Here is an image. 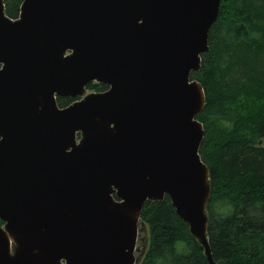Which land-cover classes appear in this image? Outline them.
<instances>
[{
	"label": "water",
	"instance_id": "1",
	"mask_svg": "<svg viewBox=\"0 0 264 264\" xmlns=\"http://www.w3.org/2000/svg\"><path fill=\"white\" fill-rule=\"evenodd\" d=\"M220 1L23 0L11 19L0 0V264H136L165 196L216 264L191 74Z\"/></svg>",
	"mask_w": 264,
	"mask_h": 264
},
{
	"label": "trees",
	"instance_id": "2",
	"mask_svg": "<svg viewBox=\"0 0 264 264\" xmlns=\"http://www.w3.org/2000/svg\"><path fill=\"white\" fill-rule=\"evenodd\" d=\"M15 19L23 0H2ZM205 94L197 120L199 155L209 170L208 240L216 264H264V0H221L208 51L191 74ZM86 90L107 86L90 83ZM64 108L73 102L57 98ZM148 232L139 264H208L167 196L147 201ZM3 223L0 221V226Z\"/></svg>",
	"mask_w": 264,
	"mask_h": 264
},
{
	"label": "rangeland",
	"instance_id": "3",
	"mask_svg": "<svg viewBox=\"0 0 264 264\" xmlns=\"http://www.w3.org/2000/svg\"><path fill=\"white\" fill-rule=\"evenodd\" d=\"M97 84V83H96ZM93 93V91L86 90L85 88V94ZM80 135H77V138H79ZM147 239H148V232L145 224L137 222V236H136V251L134 252V257L137 260L136 264H139L141 258L143 257V252L147 246Z\"/></svg>",
	"mask_w": 264,
	"mask_h": 264
},
{
	"label": "bare ground",
	"instance_id": "4",
	"mask_svg": "<svg viewBox=\"0 0 264 264\" xmlns=\"http://www.w3.org/2000/svg\"><path fill=\"white\" fill-rule=\"evenodd\" d=\"M9 240H10L11 245H13V239L11 237H9ZM208 244H209V240H208Z\"/></svg>",
	"mask_w": 264,
	"mask_h": 264
},
{
	"label": "flooded vegetation",
	"instance_id": "5",
	"mask_svg": "<svg viewBox=\"0 0 264 264\" xmlns=\"http://www.w3.org/2000/svg\"><path fill=\"white\" fill-rule=\"evenodd\" d=\"M108 88V87H107ZM107 90V89H106ZM74 101V100H73ZM71 104V103H70Z\"/></svg>",
	"mask_w": 264,
	"mask_h": 264
}]
</instances>
